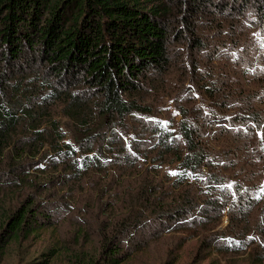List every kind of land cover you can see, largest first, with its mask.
I'll list each match as a JSON object with an SVG mask.
<instances>
[{"label": "trees", "instance_id": "trees-1", "mask_svg": "<svg viewBox=\"0 0 264 264\" xmlns=\"http://www.w3.org/2000/svg\"><path fill=\"white\" fill-rule=\"evenodd\" d=\"M192 88L206 107L193 120L152 116ZM247 159L264 179V0H0V208L23 198L0 242L82 213L99 242L80 264H123L154 227L206 229L207 257L256 250L264 187L225 173ZM225 211L234 236L215 231Z\"/></svg>", "mask_w": 264, "mask_h": 264}, {"label": "rangeland", "instance_id": "rangeland-1", "mask_svg": "<svg viewBox=\"0 0 264 264\" xmlns=\"http://www.w3.org/2000/svg\"><path fill=\"white\" fill-rule=\"evenodd\" d=\"M220 64L223 63L221 62ZM172 93L173 91L169 90L168 93H165L169 98L162 99V101L160 100L154 104V115H152L158 122L164 123L168 128L177 126L182 120H193L194 111L197 108H206L202 102L203 97L193 88L191 92L190 89L183 92L179 96L178 101L175 100L176 97ZM65 129L68 133V139L72 140L71 126L65 125ZM123 135L125 139H129L132 134L123 132ZM227 139L224 137L223 141L226 142ZM213 143L216 151H220L223 154L225 148L222 143L216 141ZM245 153L240 152L241 160L245 159L243 157ZM147 165L149 168V163ZM165 166L167 165H163L160 169L161 175L156 177L159 178L163 187L171 190L172 181H167L164 176L166 172L168 173L172 170ZM143 167L147 168L146 165ZM256 171L258 172V169L255 168V163L250 166V160L247 159L243 162L239 160L235 167L226 169L225 173L228 180L232 179L230 182L237 179L242 180L243 177L239 176L244 173L243 175L246 178L244 180L247 184H259L264 187V179H261V176ZM152 173L154 174V171ZM134 194L129 201L136 200V193ZM21 199L23 198L18 194H7L2 202L3 206L0 208V225L6 220L7 215L11 213L12 207L17 200ZM60 211L53 214L58 216ZM260 214L261 206H258L253 218V227L256 226L257 221L261 220ZM81 216H83L82 213H72L68 218L60 220V222H53L52 225L46 227L42 221L36 233L30 236L20 234L15 241L4 240L7 236H2L3 240L0 242V264H80L77 260L80 253L89 255L90 258H95L99 242V232L96 229L99 227L92 221L91 216L87 217L89 219L88 224L86 226L82 225L79 221ZM230 225L228 214L225 211L221 223L215 231L223 232L225 236H234ZM85 227L86 231L90 233L89 239H86L88 238L86 236L85 240H80L77 234L81 228ZM149 229H146L147 233H138L131 239V248H127L124 251L126 261L123 264H264V250L262 245L259 244L262 236L256 229L250 231V234H253L254 231L255 235L260 234L258 237L260 239H258V244H256L257 247L253 246L256 250L248 248L243 251L224 252L216 247V249L211 250L208 257L207 253H209V250H201L203 248V231H206L202 227L165 233L155 227V230L148 231ZM262 242H264V237H262ZM56 250L59 253L57 256L51 257L48 254ZM259 257L263 259L261 263L257 262Z\"/></svg>", "mask_w": 264, "mask_h": 264}]
</instances>
